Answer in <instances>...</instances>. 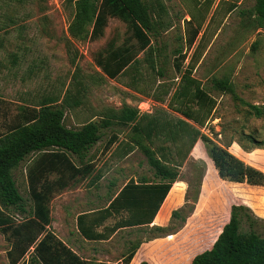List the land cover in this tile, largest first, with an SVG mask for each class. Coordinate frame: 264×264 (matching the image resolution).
Segmentation results:
<instances>
[{
    "label": "rangeland",
    "instance_id": "obj_1",
    "mask_svg": "<svg viewBox=\"0 0 264 264\" xmlns=\"http://www.w3.org/2000/svg\"><path fill=\"white\" fill-rule=\"evenodd\" d=\"M162 2L172 27L159 38H152V45L163 75L152 73L143 61L140 65L142 80L136 91L128 85L130 77L110 79L97 65L101 54L104 56L107 50L130 40L131 33L122 20L110 18L98 39L73 40L68 26L74 7L67 0H0V135L6 134L18 122L24 109L38 108L48 100L61 104L67 90L75 92L76 80L84 88L78 95L82 104L74 111L66 110L65 125L68 128L78 129L90 120L101 122L110 111H119L125 106L139 107L141 112L149 114L181 117L168 108V103L182 72L196 56L199 59L193 76L201 80L218 102L212 120L201 129L202 132L219 145H230L232 154L245 157L247 163L264 171V149L246 151L240 145L249 146L242 137L243 133H255L257 138L264 139V117H249L248 107L235 100L232 94L217 92L210 85L212 77H228L239 98L264 106V27L258 28L252 23L256 0ZM196 31L199 32L198 37L190 46L189 41ZM130 44H135V41ZM181 56H185L183 63ZM139 57L143 60L144 53ZM176 64H182L181 73L176 71ZM166 88H171V93L164 102H159L157 98ZM129 131L130 128L118 124L102 130V139L86 158L94 167L92 174L79 184L55 193L49 204L52 222L48 230L91 264L97 260L98 263L109 261L100 264H115L143 237H149L143 227L120 231L108 242H91L81 237L76 228L78 214L106 207L129 179H154L142 151L135 149L123 156ZM112 136L117 140L108 147ZM154 142V147L165 145L162 139ZM70 157L76 165L80 164L76 156ZM33 159L34 156L27 158L14 171L28 211L32 210L33 202L27 169ZM96 174H100L102 179L90 187V181ZM56 178L52 175L50 180ZM197 202L198 209L194 213ZM181 203L180 218L170 221L162 233L167 240L176 241L174 235L185 224L187 227L188 217L204 213V220L199 225L204 222L205 227L211 226L204 246L208 248L228 222L232 205H244L260 218L244 221L243 231L253 228L264 236V187L220 179L202 141L196 143L180 168V181L174 183L156 222L165 223L170 209ZM7 213L16 221L22 220V216L12 208ZM117 219H110L105 226L113 225ZM12 243L10 235L0 231V264H10L7 252ZM97 253L101 254L97 256ZM32 255L33 248L23 262L28 264ZM164 262L172 264L171 261ZM156 264H163V261Z\"/></svg>",
    "mask_w": 264,
    "mask_h": 264
},
{
    "label": "trees",
    "instance_id": "obj_2",
    "mask_svg": "<svg viewBox=\"0 0 264 264\" xmlns=\"http://www.w3.org/2000/svg\"><path fill=\"white\" fill-rule=\"evenodd\" d=\"M67 2L74 7L68 26V33L73 40L88 37L98 39L103 35L110 18H118L127 25L131 33L130 40H134L135 44H130L131 41L128 40L126 44L107 50L104 56L101 54L97 59L98 67L108 78L128 76L131 78L129 87L138 91L142 80L140 65L143 61L148 64L152 73L163 75L158 66L156 49L152 45V38H159L172 27L162 0ZM253 15L252 23L263 28L264 0H256ZM198 34V31L194 33L189 41L190 46L194 45ZM142 53L143 60L139 57ZM198 59L196 56L192 57L168 103V108L183 118L162 113L141 114L138 108L125 106L119 111H110L101 122L90 120L78 129L68 128L65 125L66 110L74 111L82 104L78 95L84 88L78 80L75 82V92L67 90L61 104L48 100L38 108L22 111L18 122L6 134L0 135V231L13 239L12 247L7 252L10 264H25L23 260L31 248L33 255L28 264H91L48 230L52 222L49 204L55 193L92 174L94 167L88 164V153L102 139V130L116 124L130 128L123 156L135 149L142 151L155 181L143 178L136 183L131 179L110 199L107 207L80 214L77 217V230L85 240L103 241L120 229L151 224L173 184L180 179V168L198 141L204 143L220 179L264 187V171L232 154L229 151L230 145H219L202 132L201 129L212 120L218 102L201 80L193 76ZM184 60L185 56H181L182 63ZM181 70L182 64H176V71L181 73ZM210 85L217 92L232 94L235 100L248 107L249 117H264V106L250 104L239 98L228 77H212ZM170 93L171 88L164 89L157 98L158 101L164 102ZM242 137L249 144L247 146L240 143L246 151L264 149V139L257 138L255 133H243ZM158 139H162L165 145L154 147V141ZM116 140L117 137L112 136L108 147L114 145ZM71 155L78 158L79 165L72 161ZM31 156L34 159L29 164L27 176L33 206L28 211L14 171ZM52 175L57 178L50 180ZM101 177L96 175L92 183H96ZM10 208L21 215L22 220L16 221L7 213ZM180 211L178 209L172 212L171 221L180 218ZM202 216L204 213L189 219L181 240H191L197 236L202 228L199 225ZM113 217L119 219L112 226L98 231V228ZM259 219L252 214L250 208L232 205L229 220L220 229L212 247L195 255L191 264H264V236L253 228L249 231L242 230L244 221ZM210 227L208 224L206 233L210 232ZM155 229L164 233L167 228ZM208 237L209 233L206 235ZM138 247L139 244L122 257V264H130Z\"/></svg>",
    "mask_w": 264,
    "mask_h": 264
},
{
    "label": "crops",
    "instance_id": "obj_3",
    "mask_svg": "<svg viewBox=\"0 0 264 264\" xmlns=\"http://www.w3.org/2000/svg\"><path fill=\"white\" fill-rule=\"evenodd\" d=\"M165 5V4H164ZM144 113H147V112H141V114H144ZM147 114H149V113H147ZM180 115V114H179ZM179 118H183L182 116L181 117H179ZM198 142H200V141H198ZM241 150V149H240ZM246 153V152H245ZM247 154V153H246ZM248 155V154H247ZM236 156V155H235ZM238 158H240L241 160H243L245 163H247V161H246V159H245V157H243V156H237ZM247 164H249V165H252L251 163H247ZM252 166H254V165H252ZM254 167H256V166H254ZM256 168H258V167H256ZM258 169H260V168H258ZM260 170H262V169H260ZM263 171V170H262ZM96 175H100V174H96ZM95 175V176H96ZM90 176V175H89ZM88 176V177H89ZM95 176H93V178L95 177ZM88 177H86V178H88ZM86 178H84V179H79L77 182H75V183H73L72 185H70V186H74L75 184L77 185V184H79L81 181H83V180H85ZM93 178H92V180H93ZM143 178H145V177H140V179H137V178H132V180H134L136 183L138 182V181H140L141 179L143 180ZM101 179H102V177H101ZM100 179V180H101ZM147 179V178H146ZM92 180L90 181V187H92V186H94V185H96L97 184V182L96 183H92ZM99 180V181H100ZM131 179H129V181H130ZM128 181V182H129ZM149 181V180H148ZM153 182L155 181V177H154V179L152 180ZM178 181H180V179L178 180ZM127 182V183H128ZM126 183V184H127ZM125 184V185H126ZM238 184V183H237ZM174 185V184H173ZM69 186V187H70ZM68 187V188H69ZM124 187V186H123ZM122 187V188H123ZM173 187V186H172ZM68 188H66V189H68ZM121 188V189H122ZM65 189V190H66ZM120 189V190H121ZM172 189V188H171ZM186 189L187 188H185V191H186ZM119 190V191H120ZM171 191V190H170ZM185 191H184V193H185ZM201 192V191H200ZM169 194H170V192H169ZM169 194H168V196H169ZM167 196V197H168ZM167 197H166V199H167ZM199 198H200V196H199ZM166 199H165V201H166ZM164 201V202H165ZM199 201V200H198ZM182 203H184V195H183V200H182ZM182 203L181 204H179V205H177V206H174V207H172L171 209H170V213H169V217H168V219H167V221L165 222V223H163V224H161V223H157L156 222V219H157V217H158V215H159V213H160V210H161V208H162V205L164 204H162L161 205V207H160V209H159V211H158V213L156 214V216L154 217V219H153V221H152V223L151 224H149V225H144V226H139V227H131V228H123V229H120V230H118L117 232H115L109 239H107V240H103V241H91V242H108V241H110V240H112L113 239V237L115 236V235H117L120 231H130V230H132V229H141V228H145V230H147V234H148V236L149 237H143V239H142V241L139 243V247H138V249L136 250V252H135V255H134V257H133V259L131 260V262H130V264H141L142 262H147V263H149V264H156V263H158V261H163V264H168V263H165L164 261H171L172 262V264H191V262H192V259L194 258V256L195 255H197V254H199V253H202L203 251H205V250H207V249H210L211 247H212V245H213V243H214V241L216 240V238L214 239V241H213V243L211 244V246H209L208 248H206V247H204L205 245H206V235H207V233L205 232L206 231V229H207V226L205 227V223L203 222V224H201V227L202 228H200V232L198 231V234H197V236L195 237V238H193V239H191V240H181L182 238H181V236H183V234H184V231H185V228H186V224L184 225V227H182V229L180 230V231H178V233L177 234H175L174 235V237H176L177 239H176V241H170V240H167V238L165 237V236H163V235H165V234H163L162 235V233L161 232H159V231H157L155 228L156 227H166L169 223H170V221H171V216H172V212L174 211V210H178L180 207H181V205H182ZM109 205V203L107 204V206ZM106 206V207H107ZM198 209V202H197V204H196V207L194 208V213L196 212V210ZM95 210H97V209H95ZM91 211H93V210H90V211H88V212H91ZM193 213V214H194ZM80 214H82V213H80ZM80 214H78L77 216H76V228H77V217L80 215ZM193 216V215H192ZM191 216V217H192ZM229 217H230V215H229ZM114 218H117V217H113V218H110V219H114ZM110 219H108L106 222H108ZM118 219H119V217H118ZM189 217H188V220H187V222L189 221ZM202 220H200V223H202V221L204 220L203 218H201ZM228 220H229V218H228ZM117 221V220H116ZM105 222V223H106ZM105 223H104V225L102 226V227H100V228H98V231H102V230H100L101 228H104V227H110V226H112V225H107V226H105ZM197 229H199V228H197ZM221 230H222V228H221ZM221 230L219 231V233L221 232ZM78 232V231H77ZM218 233V234H219ZM218 236V235H217ZM181 238V239H180ZM88 241V240H87ZM168 241V242H167ZM203 242H205V243H203ZM98 254L100 255L101 253H97L96 255L98 256ZM123 261H122V259L120 260H117L116 262H115V264H120V263H122ZM97 263H98V260H97ZM99 263H109V261H99Z\"/></svg>",
    "mask_w": 264,
    "mask_h": 264
},
{
    "label": "built area",
    "instance_id": "obj_4",
    "mask_svg": "<svg viewBox=\"0 0 264 264\" xmlns=\"http://www.w3.org/2000/svg\"><path fill=\"white\" fill-rule=\"evenodd\" d=\"M138 109L140 110V112L142 111V109H140L139 107H138ZM146 111H148V110H146Z\"/></svg>",
    "mask_w": 264,
    "mask_h": 264
}]
</instances>
